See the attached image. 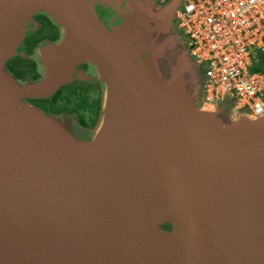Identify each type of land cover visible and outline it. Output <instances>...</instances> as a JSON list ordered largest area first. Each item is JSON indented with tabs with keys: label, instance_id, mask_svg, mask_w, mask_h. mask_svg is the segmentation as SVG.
Segmentation results:
<instances>
[{
	"label": "water",
	"instance_id": "95a60500",
	"mask_svg": "<svg viewBox=\"0 0 264 264\" xmlns=\"http://www.w3.org/2000/svg\"><path fill=\"white\" fill-rule=\"evenodd\" d=\"M130 8L109 33L87 0H0V264H264V115L205 103L183 42L159 51L155 7ZM35 14L61 36L22 82L5 63ZM79 64L103 86L94 135L27 102Z\"/></svg>",
	"mask_w": 264,
	"mask_h": 264
},
{
	"label": "built area",
	"instance_id": "2783aa9c",
	"mask_svg": "<svg viewBox=\"0 0 264 264\" xmlns=\"http://www.w3.org/2000/svg\"><path fill=\"white\" fill-rule=\"evenodd\" d=\"M176 23L204 66V102L227 100L235 112L263 116L264 74L253 67L264 53V0H182Z\"/></svg>",
	"mask_w": 264,
	"mask_h": 264
},
{
	"label": "flooded vegetation",
	"instance_id": "af4514ba",
	"mask_svg": "<svg viewBox=\"0 0 264 264\" xmlns=\"http://www.w3.org/2000/svg\"><path fill=\"white\" fill-rule=\"evenodd\" d=\"M93 8L98 20L106 27L109 33L124 26L131 17L135 16V10H131L130 4L138 5L142 10L154 11L158 23H176V15L180 11L181 1L172 0L170 9L165 14H160V9L167 0H87ZM147 24V23H145ZM173 24V23H172ZM174 34L171 42L179 29L172 27ZM61 30L43 14L33 15L26 24L22 42L15 50V56L8 59L5 68L13 78L25 82L36 81L40 78L39 58L37 54L41 48L60 39ZM140 44L135 42L133 46ZM259 63V62H258ZM200 82L201 74L199 75ZM201 84V83H200ZM103 99V86L97 79L95 71L89 64L75 66L71 80L59 87L48 99H28L27 102L36 109L50 116L67 117L75 121L86 130H94L98 125L101 115ZM164 231H172L169 224L161 226Z\"/></svg>",
	"mask_w": 264,
	"mask_h": 264
},
{
	"label": "rangeland",
	"instance_id": "374dc122",
	"mask_svg": "<svg viewBox=\"0 0 264 264\" xmlns=\"http://www.w3.org/2000/svg\"><path fill=\"white\" fill-rule=\"evenodd\" d=\"M171 4H172V0H167V3L166 4H164L163 6H162V8L160 9V14H165L166 12H168V10L170 9V6H171ZM146 12V11H145ZM135 14H137V12H135ZM139 14V13H138ZM137 14V15H138ZM150 19H152L151 21H153L154 23H156L157 24V28L155 29V30H153V33L154 32H158L159 33V36L161 37V38H163L164 40H163V45L159 48V51H162V52H167V51H169V46L167 47V44L168 45H170V41H171V38L173 37V35H171L170 34V32H169V29H166V28H162V26H161V24L160 23H158V19H157V17L156 16H151L150 17ZM149 19V20H150ZM171 23H173L172 24V27H174V26H176V23L174 24V22L172 21ZM135 26L138 28L137 30H138V32H140L141 34H143V28H142V24L141 23H136L135 22ZM177 38H178V40H177V43L174 45V47L178 44V43H180V41H182L183 42V49H184V52L185 53H189V52H186L185 50H187L188 51V46H187V40H186V37L184 36V34L179 30L178 32H177ZM166 45V46H165ZM171 47H173V46H171ZM173 47V48H174ZM262 56H263V54H261V53H259L257 56H256V58H257V60L258 61H260V62H262V63H257V64H261V67L262 66H264L263 65V60H262ZM188 60H189V62L190 63H192L193 64V58L192 57H190V56H188V58H187ZM258 67H256L255 66V64H254V67H253V71L254 72H259L258 71V69H257ZM203 71H204V66H198L196 69H195V74H196V76L197 75H202L203 74ZM260 73V72H259ZM200 77V76H199ZM102 102H103V99H102ZM101 117H102V105H101V115H100V119H99V122H100V120H101ZM228 116H226V115H222V118H224L225 120H227L228 121V118H227ZM60 118H66V117H60ZM75 122V121H74ZM99 122H98V124H99ZM98 126V125H97ZM97 126H96V128L94 129V130H86L87 132H89V134L90 135H94V133L96 132V130H97Z\"/></svg>",
	"mask_w": 264,
	"mask_h": 264
},
{
	"label": "trees",
	"instance_id": "16d2710c",
	"mask_svg": "<svg viewBox=\"0 0 264 264\" xmlns=\"http://www.w3.org/2000/svg\"><path fill=\"white\" fill-rule=\"evenodd\" d=\"M262 60H263V65H264V53H263V56H262ZM259 63H262L260 61H258ZM256 67H258V71L261 73V74H264V66L261 67V64H257Z\"/></svg>",
	"mask_w": 264,
	"mask_h": 264
}]
</instances>
